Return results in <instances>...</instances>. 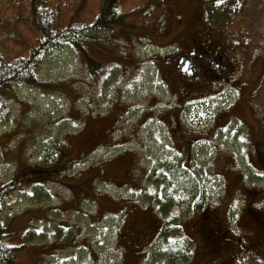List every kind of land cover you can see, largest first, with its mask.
<instances>
[{
    "label": "rangeland",
    "instance_id": "obj_1",
    "mask_svg": "<svg viewBox=\"0 0 264 264\" xmlns=\"http://www.w3.org/2000/svg\"><path fill=\"white\" fill-rule=\"evenodd\" d=\"M58 3H62V25L75 19L86 31L97 29L90 39L95 44H90L87 50L58 44L45 49L39 47L41 34L35 29L34 13L39 6H45L52 8L57 16ZM195 24L213 28L219 39L234 50L243 78L248 80L242 89L240 106L252 122L245 120L264 126V0H0V51L6 57L5 64L13 61L21 65L23 58L30 56L40 61L36 64L40 77L37 83L16 84L13 90L5 89L0 96V106L8 117V120L0 117L1 185L13 179L11 184L21 188L3 201L0 213V224L8 226L12 234L10 243L22 246L8 264L123 263L126 256L123 248L112 244L116 239L115 223L121 225L126 214L120 212L121 219L115 218V223L113 217L107 222L104 215L118 212L133 200L139 207L148 205L151 196L163 197V188L160 192L150 190L156 179H146L144 172L135 171L144 158L134 160L131 164L135 167L124 164L121 168L116 160L106 163L103 160L106 146L100 134L106 117L122 114L117 107L131 99L133 108L142 96L139 91L145 80L136 74L139 64L134 58L138 55V34L151 32L162 44L171 45L185 26ZM141 44L145 46V41ZM138 51L140 58L141 53L146 55L144 49ZM116 53L127 54L134 61V68L127 69L130 70L127 78L120 74ZM88 55L93 58V67H89ZM20 58L22 63L16 60ZM153 71L151 68V95L158 93L159 85ZM256 90V97L250 100ZM235 95L239 101V95ZM160 101L164 102L162 98ZM255 106L260 107L258 113L263 120L256 115ZM92 112L102 116L89 119ZM137 114V109H131L120 119L111 136L118 131L114 137L132 142L134 133L129 126L138 119ZM110 132L111 129L109 135ZM38 169L46 174L40 177L36 174ZM243 174V181L242 176L222 174L226 185L224 194L213 193L203 210L195 212L196 206L190 216L182 215L187 217L185 220L178 218L176 209L167 216L170 210L161 212L160 207L156 208L157 202L153 213L149 207L148 214L138 211V219L155 213L159 225L163 226L164 218L169 217L167 226L177 227L174 231L180 233L181 239L185 235L193 240L196 252H193L192 264H204L202 226L206 216H216L230 234L247 242L251 230L250 208L253 212L264 209V177L260 182L244 169ZM252 180L262 185L253 184L238 191L241 183L248 187ZM130 181L136 182L132 188H138L137 192L121 188ZM91 194L95 202L91 201ZM120 196L125 202L114 200ZM194 199L201 203L202 194L197 193ZM181 212L184 213L183 209ZM237 232L241 233L240 237ZM163 238L154 244L160 249V256L155 255V249L143 264H163L165 259L167 264H188L189 257L185 261L179 259L185 256L183 248L176 254L179 258L168 257L180 240L171 236ZM260 248L263 251L259 254L244 252L237 264H264V245L257 249ZM139 262L137 258L134 264Z\"/></svg>",
    "mask_w": 264,
    "mask_h": 264
},
{
    "label": "flooded vegetation",
    "instance_id": "obj_2",
    "mask_svg": "<svg viewBox=\"0 0 264 264\" xmlns=\"http://www.w3.org/2000/svg\"><path fill=\"white\" fill-rule=\"evenodd\" d=\"M212 29L203 24L185 26L176 35L177 41L171 45L162 44L151 32L138 34L137 48L144 49L146 53H141L140 58L136 50L138 55L134 56L139 64L136 74L145 80L139 91L142 96L135 101L133 108L131 99L128 104L117 107L122 113L120 117H106L107 121H101L105 123L100 134L106 146L103 160H116L118 166L124 168V164L144 158L135 171L144 172L146 179L169 180L173 173H177L194 180L201 193L214 192L218 188L225 191L222 178L227 173L242 176L243 181V169L261 182L264 176V126L252 125L245 120L248 118L252 122L240 106L242 89L248 80L243 78L234 50L226 46ZM143 41L145 46H141ZM162 50L165 52L162 53ZM151 51L153 54H150ZM115 58L120 74L127 78L130 71L127 69L134 68L133 59H128L127 54L117 53ZM151 68L159 82L158 93L154 95H151L149 87ZM146 92L151 94L146 96ZM235 94L239 95V101H236ZM232 95L235 97L231 98ZM161 105L162 109L156 112ZM131 109L138 110V119L129 126L134 133L133 141L122 142L123 137H114L118 131L111 136L112 130L117 129L120 119ZM255 109L259 116L260 107L255 106ZM100 115L99 112H92L89 119ZM259 118L263 120V117ZM206 177L213 180L208 181ZM257 182L252 180L248 187L241 186V183L238 191L253 184L262 185ZM135 184V181H130L124 186L137 192L138 188H132ZM152 188L161 191L163 185L154 183L149 189ZM136 206L135 203L129 204L115 241V246L122 247L126 254L122 264H134L137 258L140 259L138 264L149 261L147 248L158 242L160 236L161 230L157 229L154 215L140 220L138 211L147 213V207L138 210L139 206ZM253 217L250 238L244 242L230 234L228 228H223L216 216H206L202 226L204 264H237L244 252L254 255L262 252V248H257L264 245V211H256ZM188 240L193 245V240ZM123 241L128 244L125 246ZM117 251L121 252L119 248Z\"/></svg>",
    "mask_w": 264,
    "mask_h": 264
},
{
    "label": "trees",
    "instance_id": "obj_3",
    "mask_svg": "<svg viewBox=\"0 0 264 264\" xmlns=\"http://www.w3.org/2000/svg\"><path fill=\"white\" fill-rule=\"evenodd\" d=\"M57 8V16H54V11L52 10V8L45 6H39L38 10L34 13L35 29H37V31L41 34L39 38L41 45H39V47L41 49H45L52 45L58 44L63 46H78L83 48L84 50H87L88 46L85 45V41L90 36L88 35L87 38L86 34L88 33V30L86 31L84 27L80 26L79 24H76L75 19H71L72 21L70 22V24L62 25V3H58ZM55 23L58 25L56 27H53ZM23 59L24 61L21 65H18V63L13 61H11L10 64H5L6 57L0 51V66L5 65L4 68H0V96L1 94H3L5 89L8 91L11 89L13 90L16 84L23 85V83H25L28 85L32 83H37L40 79L39 73L37 72L36 68V64L40 61L37 58H31V56L27 59ZM16 60H20V63H22V58ZM1 116H3L4 119L8 120V117L3 112V108L0 106V117ZM36 174L42 177L46 174V172H44V170L42 169H38ZM12 180H10L8 183L1 185L0 179V213L3 212V201L9 199L10 195L13 192L21 189L15 186V184H11ZM163 181V179L160 180V182L162 183ZM18 183L21 184L20 182ZM197 193L201 194L200 188L196 186L194 180L188 177L180 176L177 173H173L172 178L169 180L166 179L163 183V197L154 200L158 204V209L160 207L161 212H168V210H170L167 216H169L171 211H173L174 209H179V218H182L183 216H187L193 212L191 205L193 202L196 201L194 197H196ZM207 194V192L202 193L203 201L209 196H212V193H210L209 196H207ZM197 207H199L197 210L201 209V203H199ZM182 209L184 213L181 212ZM261 211H264V209ZM250 212V219L251 222H253V213L256 212H253L251 209ZM160 228L163 232V226ZM177 229V227H173L171 224H169V226L164 229V238L171 236L180 240L178 243V247L174 245L175 248H171V251L168 254V257L171 259L179 258V255L176 254L178 253V250L180 248H183L185 250V253L189 251L188 240L185 236H183L181 239L180 233L178 231L177 233H175L174 231ZM11 236L12 234L9 232L8 226H6L5 224H0V264H8L10 261H12L16 257L17 252L20 250L19 247H22H18L10 243L9 240ZM179 259H183L180 261H185L186 256H183Z\"/></svg>",
    "mask_w": 264,
    "mask_h": 264
},
{
    "label": "crops",
    "instance_id": "obj_4",
    "mask_svg": "<svg viewBox=\"0 0 264 264\" xmlns=\"http://www.w3.org/2000/svg\"><path fill=\"white\" fill-rule=\"evenodd\" d=\"M137 207V206H136ZM138 210H140V207H137ZM152 209V208H151ZM156 222L158 223V220H156Z\"/></svg>",
    "mask_w": 264,
    "mask_h": 264
}]
</instances>
